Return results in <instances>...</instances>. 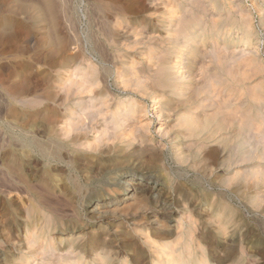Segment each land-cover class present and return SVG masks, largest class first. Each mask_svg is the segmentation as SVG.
<instances>
[{"label":"rangeland","instance_id":"1","mask_svg":"<svg viewBox=\"0 0 264 264\" xmlns=\"http://www.w3.org/2000/svg\"><path fill=\"white\" fill-rule=\"evenodd\" d=\"M173 251L264 264V0H0V264Z\"/></svg>","mask_w":264,"mask_h":264},{"label":"bare ground","instance_id":"2","mask_svg":"<svg viewBox=\"0 0 264 264\" xmlns=\"http://www.w3.org/2000/svg\"><path fill=\"white\" fill-rule=\"evenodd\" d=\"M89 113H90V112H88V114H89ZM96 114H97V113H96ZM90 115H91V114H90ZM98 116H99V115H98ZM80 118H81V117H80ZM87 118H88V117H87ZM89 118H91V117H89ZM89 118H88V119H89ZM82 120H83V119H82ZM91 120H92V119H89V121H91ZM119 120H120V119H119ZM78 121H80V120H78ZM96 122H97V121H96ZM122 122H123V121H121V123H122ZM82 123H83V122H82ZM82 123H81V125H82ZM121 123H120V124H121ZM74 124H75V123H74ZM78 124H79V123H78ZM83 124H84V123H83ZM90 124H91V122H90ZM90 124H89V125H90ZM97 124H98V123H97ZM79 125H80V124H79ZM76 126H77V125H76ZM83 126H84V125H83ZM131 126H132V125H131ZM89 127H90V126H89ZM84 128H85V127H84ZM127 128H128V127H127ZM127 128H126V129H127ZM134 128H135V127H134ZM78 129H80L79 126H78ZM78 129H77V130H78ZM130 129H131V127H130ZM130 129H127V130H130ZM135 129H136V128H135ZM135 129H134V130H135ZM75 130H76V129H75ZM86 130H87V129H86ZM123 130H125V129H123ZM73 131H74V130H73ZM79 131H82V130L80 129ZM79 131H78V134H79ZM83 131H84V130H83ZM131 131H132V130H131ZM75 132H76V131H75ZM84 132H85V131H84ZM128 132H129V131H128ZM105 133H106V132H105ZM110 133H111V132H110ZM125 133H126V131H125ZM83 134H84V133H83ZM106 134H107V133H106ZM122 134H123V133H122ZM128 134H130V133H128ZM107 135H108V134H107ZM110 136H111V134H110ZM113 136H114V133H113V135H112L111 137H113ZM119 136H120V135H119ZM126 136H127V134H126ZM111 137H110V138H111ZM128 137H130V136H128ZM100 138H101V137H100ZM100 138H99V140H101ZM110 138H109V139H110ZM116 139H117V138H116ZM112 140H113V138H112ZM108 141H109V140H108ZM121 141H122V139H121ZM123 141H124V140H123ZM104 142H105V141H104ZM113 142H114V141H113ZM126 163H127V162H126ZM117 164H118V163H117ZM137 165H139V164H137ZM147 165H149V163H148ZM149 174H150V173H149ZM147 176H148V175H147ZM152 181H153V180H152ZM157 181H158V180H157ZM127 186H129V185H127ZM138 186H139V185H138ZM144 187H145V186H144ZM144 187H143V189H144ZM159 187H160V186H159ZM133 188H134V187H133ZM136 189H138V188H136ZM139 189H140V188H139ZM154 189L156 190V188H153L152 190H154ZM157 189H158V188H157ZM126 190H127V189H126ZM146 191H147V190H146ZM150 192H151V191H150ZM147 193H149V192L147 191ZM147 193H146V194H147ZM141 194H142V192H141ZM143 194L145 195V193H143ZM119 195H120V196H125V193H124V192H121V193L119 192ZM119 195H118V196H119ZM147 195H149V194H147ZM151 195H152V193H151ZM159 203H160V202H159ZM98 205H99V204H98ZM162 206L165 207L166 204H165V206H164V205H163V202H162ZM162 212H163V210H162ZM162 212H161V213H162ZM164 212H165V211H164ZM157 213H159V212L157 211ZM167 213H168V212H167ZM163 214H164V213H163ZM166 216H167V214H166ZM135 232H136V231H135ZM140 233H141V232H140ZM128 235H129V234H128ZM130 235H131V234H130ZM131 236H132V235H131ZM128 237H129V236H128ZM142 237H143V236H142ZM156 237H157V236H156ZM121 238H122V237H121ZM139 238H140V237H139ZM149 240H150V239H149ZM149 240H148V241H149ZM177 240H179V239H177ZM150 243H151V242H150ZM97 244H98V243H97ZM145 244H146V243H145ZM119 245H120V244H119ZM137 245H138V244H137ZM151 245H152V244H151ZM151 245H150V246H151ZM174 245H175V244H174ZM174 245H172V246L174 247ZM81 246H82V245H81ZM97 246H98V245H97ZM117 246H118V245H117ZM118 247H119V246H118ZM118 247H117V248H118ZM180 247H181V246H180ZM183 247H184V246H183ZM149 248H151V247H149ZM152 248H153V247H152ZM155 248H156V247H155ZM159 248H160V247H159ZM160 249H161V248H160ZM172 249H173V248H172ZM175 249H176V248H175ZM185 249H186V248H185ZM189 249H190V248H189ZM189 249H188V250H189ZM88 250H89V249H88ZM116 250H117V249H116ZM141 250H143V249H141ZM141 250H140V251H141ZM165 250H167V249H164V252H162L160 255H164V254H165ZM180 250H181L180 248L177 249V251H180ZM89 251H90V250H89ZM130 251H131V250H130ZM159 251H160V250H159ZM177 251H176V252H177ZM134 252H135V251H134ZM192 253H193V252H192ZM192 253H191V254H192ZM184 254H185V253H184ZM191 254H190V255H191ZM85 255H86V254H85ZM135 255H136V254H135ZM137 255H138V253H137ZM140 255H141V254H140ZM157 255H158V254H157ZM143 256H144V255H143ZM151 257H152V258H156V253H155V251H153V250H152V255H151ZM158 257H159V256H158ZM160 257H161V256H160ZM160 257H159V259H160ZM190 257H191L190 259L185 260V259H183L184 257L182 258V255H181V254H180V255H177V254L173 251L172 254L169 253V254L166 256V264H198L197 262L200 261V259H201V258L199 259L198 257H195V258L193 257V258H192V255H191ZM144 258H145V257H144ZM152 258H151V260H152ZM161 258H163V257H161ZM159 259H158V260H159ZM129 260H130V259H129ZM142 260H143V258H142ZM162 260H163V259H162ZM164 260H165V259H164ZM201 260H202V259H201ZM142 263H143V262H142ZM200 263L202 264V262H200ZM127 264H128V263H127ZM140 264H141V263H140Z\"/></svg>","mask_w":264,"mask_h":264}]
</instances>
